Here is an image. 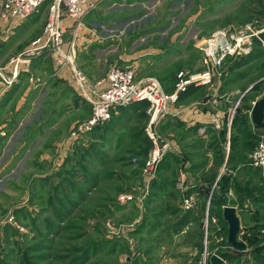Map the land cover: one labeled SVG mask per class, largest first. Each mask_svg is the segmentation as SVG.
<instances>
[{
	"label": "rangeland",
	"instance_id": "374dc122",
	"mask_svg": "<svg viewBox=\"0 0 264 264\" xmlns=\"http://www.w3.org/2000/svg\"><path fill=\"white\" fill-rule=\"evenodd\" d=\"M45 4L16 31L14 27L0 33V264H205L207 243L209 255L219 253L225 264H247L245 256L229 258V246L211 242V235L206 240L207 227L219 230L215 216L205 227L203 202L207 196L195 202L194 208H183V197L191 193L182 194L180 191H186L180 190L182 185L177 186L179 190L174 187L181 165L171 157L162 159L168 145L154 178L143 187L142 167L150 143L145 154H136L143 147L142 138H147L142 133L147 116L141 109L132 108L129 117L113 119L111 115L99 134L91 132L94 127L76 138L69 133L90 114V101L76 108L72 101L76 95L87 99L91 73L100 75L116 66L154 77L170 89L177 71L199 70L196 45L218 28L254 35L249 37L248 50L227 57L230 59L224 60L220 75L204 87H212L213 95L227 104L222 107L224 118L214 122L213 128L221 125L227 129L242 109L249 119L251 102L264 91V82L258 83L264 80V0H96L94 9L81 18L88 34H82L80 48L74 44L72 59L49 47L35 57L34 50L26 55L32 41L41 35ZM82 49L90 52L92 59L76 61V53ZM15 59L16 75L7 84L2 79L11 77ZM74 69L81 74L80 85L76 84ZM62 70L67 75L54 78ZM229 70L234 74L222 82L221 77ZM18 81L21 85L13 92L15 97L2 103L4 91ZM37 83L38 87L47 86L46 99L40 104L36 98L27 107L31 95L25 96L23 87ZM19 98L25 100L18 104ZM60 101L61 107L56 108ZM244 126L240 121L239 128ZM253 134V140L241 138V143H250L246 160L253 144L264 141V128L255 129ZM91 146L104 153L103 161L90 157ZM223 146L229 147L225 139ZM227 151L222 153L225 159L230 155ZM232 160L229 165H233ZM85 163H89V170L83 174ZM229 165L225 161L217 164L218 170L222 168L219 176L225 168L231 170ZM93 173L95 182L90 186L84 179ZM252 176L254 187L250 186L253 191L248 196L264 197L263 180L256 173ZM69 177L77 187L74 191L67 184L61 186ZM210 181L208 189L215 183L209 186ZM162 182L166 184L162 186ZM120 193H131L132 198L120 201ZM230 193L227 200L235 198ZM257 206L261 207L256 214L259 220L264 216V204ZM262 222L248 229H260ZM240 224L243 229L248 225L242 218ZM262 229L251 237L259 239ZM245 234L249 235L248 231ZM238 238L241 240V235Z\"/></svg>",
	"mask_w": 264,
	"mask_h": 264
},
{
	"label": "built area",
	"instance_id": "2783aa9c",
	"mask_svg": "<svg viewBox=\"0 0 264 264\" xmlns=\"http://www.w3.org/2000/svg\"><path fill=\"white\" fill-rule=\"evenodd\" d=\"M46 2V14L43 21L41 35L36 37L26 51V55L37 54L43 48H51L62 57L68 59L74 57V37L81 18L94 9L96 0H0V33L4 34L12 30L21 21L37 11L40 4ZM63 20L71 21L73 26L68 39L64 38L65 24ZM250 34L246 31H230L225 28L215 29L201 42L197 43L199 52V70H179L174 75V82L170 91H164L158 79L149 76L136 77L130 69L111 66L103 78L99 80L102 87L97 90L90 101V114L83 121L78 122L70 131V137L76 138L79 134L90 131L93 127L107 122L113 111L119 107L128 106L135 102H144V113L147 116L143 132L148 138L150 148L142 167L143 187L154 178L157 164L167 148L157 132V122L168 114L169 107L176 104L178 94L187 87L208 86L214 76L220 75V69L224 60L230 56H237L246 52L249 48ZM65 49L68 56L63 55ZM60 56V57H61ZM61 57V58H62ZM70 58V59H72ZM16 59L13 65L11 77L2 80L10 83L15 77ZM77 85H80L79 71L72 70ZM218 127V126H216ZM158 141L161 144L158 145ZM248 164L258 170L260 178L264 181V141L259 139L248 155ZM210 186L207 194L206 206L211 194ZM228 190L226 196L231 195ZM131 193H120L117 199L120 201L130 200ZM185 209L194 208L195 200L192 195H185L182 199ZM211 219V218H210ZM213 221V219H211ZM205 227L208 217L205 208Z\"/></svg>",
	"mask_w": 264,
	"mask_h": 264
},
{
	"label": "crops",
	"instance_id": "0c3cea01",
	"mask_svg": "<svg viewBox=\"0 0 264 264\" xmlns=\"http://www.w3.org/2000/svg\"><path fill=\"white\" fill-rule=\"evenodd\" d=\"M87 15L88 14L84 15V18ZM29 19H31V16L30 17L28 16L26 19H24L23 20L24 23L25 21L27 22V20ZM23 21H21L18 25H16L13 31H16V28L18 29V27L23 24ZM63 23L65 24V30H66L63 36L65 39L66 38L68 39V37L70 36V32L72 30L73 24L71 21H68V20H63ZM86 26L87 24H85V21L81 20L80 25L76 29L75 37H74V44H76L77 46L80 45V43L82 42V39L84 38L82 34L85 32V29H87L88 26L87 27ZM13 31H11V34L13 33ZM85 34H88V33L85 32ZM37 54H35L34 57L37 56ZM76 54H77L76 61H79L77 60L79 58L80 59H86V58L92 59L90 52L89 53L86 52L85 49H82L81 51H79V53H76ZM234 70H229L224 76H222L221 78H224L222 79V82L223 80H227L228 77H231L232 76L231 74H234L233 73ZM81 71L83 72V70ZM105 72H103L100 75H95V73H91V75H94V76H91L89 73L86 74V75H90V77H88L90 83L87 84L86 93L88 94H86V96H88L89 98H93L97 90H99L103 86L102 83L96 85L95 81L98 80L100 77H102L105 74ZM59 75L63 78L67 74H66V71L62 70L58 72V74H56L54 78H57V76L59 77ZM135 76L139 77L141 75L135 74ZM93 82L95 83L93 84ZM18 83L20 84L18 85ZM18 83L15 84L14 87H12L11 89H7L6 91H4L5 93L3 95V99L5 101H2V103L10 101L13 96L15 97V95H13V92L16 91V89H18V87L21 85V82L18 81ZM67 84L70 85L69 83ZM42 86L43 85H40V87H38V83H37V84H32L31 87L30 86H27V88L25 87V89L23 87L24 95L25 96L27 94L31 95V98L29 99V101L27 99L28 103L27 104L25 103L27 107L29 105L32 106L36 98L39 99L40 104H42L41 101H45L47 86H45V88H43ZM204 87L206 86L198 87L192 95L187 96L181 100H178L175 105L169 108L168 114L165 115L156 125L157 127L156 132L159 138L168 145V151L163 155L162 159L165 160V158L167 159L171 157L177 162L180 161L179 165H181V167L177 169V174H176L177 178H176V181L173 182L174 187H176V189L179 190L178 187L182 185L180 187V190H183L185 188L186 191L184 190L185 192L184 191H180V192L182 194L191 193L189 195H192L195 202L197 203H199L200 201H203L204 198L207 196L206 193L204 194L202 186L207 187L208 182L214 177V179L210 181V184H209L210 186L211 183L216 182V180L219 177L218 172L221 171L222 168H220L219 166V170H218V167L216 169V166H215V163L218 162V156H220L219 158H221V161H220V165H221L224 161L227 160L223 158V155L225 154V150H228L227 152L230 153L229 162L232 159V157L235 156V154H242V151H243L242 144L244 142L241 143V138L242 139L244 138L238 134V130H240L239 125H240V121H242L241 119H245V118L247 119L248 117V115L247 117L245 116L246 111L242 109L240 112L236 113L238 115L234 116L233 122L230 124V126H228L227 129H223L221 125L219 129L216 127L213 128L214 122H217V121L221 122V119L224 118L225 113H224V108L222 107L223 105L224 107L225 106L227 107V104L224 103L225 101H223L220 98V96L216 97L213 95L214 92L210 91L213 89L212 87H210L211 89L209 90L206 89L207 87L206 88ZM69 93L71 94L73 93L72 87H69ZM208 95L210 96L208 97ZM88 97H86L87 99L84 100L79 95L78 96L76 95L74 98V101H72L73 107L76 108V107H79L80 105H84V106L87 105L86 103L87 101H89ZM204 97H207V98L204 100L203 99ZM20 98L18 100V104L19 102H23L25 100L24 99L23 101H20ZM56 102H58V100ZM62 102L63 101H60L59 103H57L56 108L57 106L61 107ZM126 107H129V108L121 109L122 107H120V109L117 108L118 111L116 110L113 111L112 113L113 119L115 116H116L115 118L117 119L120 118L121 116H127V117L131 116L132 114L129 112L132 111V108L135 109L137 105L130 104ZM249 110H250V107H249ZM249 110H247L248 113H249ZM135 113H137L138 115V110ZM88 115L89 114H87V117ZM248 121H249L248 131H251L252 133H254L255 129L251 125L250 118L248 119ZM117 136H118V132H116L114 138H116ZM224 139L228 141V144H229L228 148L223 146ZM174 150L176 151L174 152ZM243 153L245 154L244 161L247 162L248 161L246 160L247 151L245 150L243 151ZM238 161H241V160L234 159V161H232L233 165L228 164L229 167L231 168V171H232L231 173L236 175V182L239 184V186L242 185V187L250 190L251 188L250 186L254 187V185H252L254 183L252 174L256 173L257 171L256 174L259 175L258 170L256 168L248 166V162L246 164H243V161L241 162H238ZM247 169H249L250 171ZM163 182H162L163 184L162 186L166 184ZM195 187H197L199 191H195L194 189ZM254 196H257V195H254ZM241 200H242L241 201L242 207L236 208V205H233L235 207L236 214L239 218V224L241 223V218H242V220L248 223L247 226L243 225L244 228L248 229V227L253 228L255 224H257L256 222L260 223L264 220V216L262 215H260V218H258L259 220H257L256 218L258 208H261V207H258L257 205L258 203L264 204V197L262 198L261 196V197H256V198L255 197L250 198V196H248V198L242 197ZM245 208L247 210H244L245 212L244 211L242 212V210ZM241 226L242 224H240V228L242 232L243 227ZM245 247H246V244H245ZM246 253H247V247H246Z\"/></svg>",
	"mask_w": 264,
	"mask_h": 264
},
{
	"label": "trees",
	"instance_id": "16d2710c",
	"mask_svg": "<svg viewBox=\"0 0 264 264\" xmlns=\"http://www.w3.org/2000/svg\"><path fill=\"white\" fill-rule=\"evenodd\" d=\"M43 5L40 4L38 8H41ZM264 36V35H263ZM227 59H230V58H227ZM226 59V60H227ZM173 79H174V76H173ZM161 83V85L164 87V84L162 83V81H159ZM264 80H260L258 83H263ZM165 90L169 91L172 89V85L170 87V89H166L164 87ZM197 89V87H187V89L181 93L178 94V100H181L187 96H190L192 95L195 90ZM248 92V91H247ZM132 104H136L137 107L136 108H139V112H140V109L142 110V112L144 113V108H145V103L144 102H136V103H132ZM124 109V108H123ZM112 115V114H111ZM144 116L145 113L143 114ZM111 119V117H110ZM110 119L105 122V123H102L100 125H97L95 126L91 132H95V133H98V132H102V130H104L106 128V126L108 125V123L110 122ZM242 122L245 124V126L243 127V129H240L238 130V134L243 137L245 140H253V133L251 131H248V126H249V123H248V119H241ZM233 122V121H232ZM248 123V124H247ZM247 127V128H246ZM142 131V128L138 130V132H141ZM143 133V131H142ZM99 134V133H98ZM96 134V135H98ZM255 144V143H254ZM253 144V145H254ZM142 148L139 149L138 151H136V154H138V152H143L144 151V154L149 146V142L147 140V138L143 137L142 138ZM249 146H250V143H247V141H244V143L242 144V149L245 151H247L249 149ZM253 147V146H252ZM91 148L93 149L91 152V156L90 157H95L100 159L101 161H103V156L104 153L100 150H97L95 151V146H91ZM137 150V149H136ZM240 156L243 157V159L241 160ZM244 156L245 154H236L235 156L232 157V161L235 160H241L243 161V164H246L247 162H245L244 160ZM240 159H239V158ZM237 158V159H236ZM219 160V159H218ZM231 160L229 162V157L227 158V160L225 161V165H228L229 163H231ZM221 161V160H220ZM218 161L217 163H215V166L217 167V164L220 162ZM241 161H238V162H241ZM89 163H85L82 164V167H81V170H83V174H85L88 170H89V166H88ZM248 166H250L248 164ZM251 167V166H250ZM227 168L224 169V171L220 174V176L218 177V179L216 180L215 182V186L213 187V190L211 191V194H210V197H209V200H208V204L207 206L205 207L206 208V211H207V217H208V220L211 216H215V220L216 222L218 223V226H219V230H215L214 227H207V234H206V240L208 238L209 235H211L213 237V239H211L215 242H217L218 246H224L226 245V247L228 246L226 241H225V236H226V225H225V222L222 220L221 218V215H220V212H221V206L225 203H228L230 205H236V208H239L242 207L241 206V198L242 197H246L248 196L249 194H251V191L253 190H249L247 188H244L241 186H239V184L236 182V175L234 174H231V170L229 171V168H228V171L226 170ZM231 169V168H230ZM249 170V169H247ZM250 171V170H249ZM257 173V171H256ZM94 174H90L88 175L89 177L88 178H85L84 181H88L89 185H93L94 182H95V179H94ZM107 175V173H106ZM112 176V174L110 175L109 174V178ZM87 177V176H86ZM72 177H69L67 179H64L63 182L61 183V186L63 184H67L68 187L72 188V190H76L77 187L75 186V182H73V180L71 179ZM202 188L205 190V193L206 191H208V187L206 186H202ZM217 188L216 191H214L215 189ZM63 189V187H61V190ZM195 191H199L197 187L194 188ZM247 189V190H246ZM230 190L234 195H235V198L234 199H228L226 198L225 196V193ZM64 192V189L62 191V193ZM77 193L80 194V189L77 190ZM204 193V194H205ZM207 194V193H206ZM240 196V197H238ZM263 198V197H262ZM206 199V197H205ZM234 202V203H233ZM205 204V202H203ZM60 217L59 216V213H57V218ZM262 224H264V220L262 222ZM263 231H262V235H260L259 239H257V237L255 238H252L251 235H257L258 233L257 232H260V229L259 227H257L256 229H242V232H241V240H243L247 246V255L244 257L245 258V262L248 264H264V225L261 226ZM246 230V231H245ZM248 231V234L249 235H246L245 233ZM210 232V233H209ZM219 240V241H218ZM263 242V243H261ZM254 243V246H252V244ZM209 243L206 244V258L208 257L209 255V247H210V244L208 245ZM249 247V248H248ZM263 250V251H262ZM218 256L221 257V255L219 253H216ZM227 254L230 256L229 258H235V256L229 252H227ZM248 259V260H247ZM205 264H208L207 262V259H205Z\"/></svg>",
	"mask_w": 264,
	"mask_h": 264
},
{
	"label": "water",
	"instance_id": "95a60500",
	"mask_svg": "<svg viewBox=\"0 0 264 264\" xmlns=\"http://www.w3.org/2000/svg\"><path fill=\"white\" fill-rule=\"evenodd\" d=\"M206 98L204 97L203 99L205 100ZM249 118L254 129L264 128V91L258 99L251 103ZM157 144L160 145L161 141H158ZM203 191L205 193L204 189ZM206 193L208 194L209 192L206 191ZM220 215L226 225L225 241L230 248V253L235 257H244L246 247L245 243L238 239L241 228L235 207L228 204L222 205ZM203 262H205V258ZM207 262L208 264H225L224 260L214 253L208 255Z\"/></svg>",
	"mask_w": 264,
	"mask_h": 264
}]
</instances>
